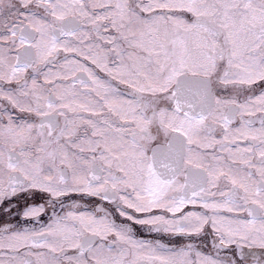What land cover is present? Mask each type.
<instances>
[{"label": "snow or ice", "instance_id": "obj_1", "mask_svg": "<svg viewBox=\"0 0 264 264\" xmlns=\"http://www.w3.org/2000/svg\"><path fill=\"white\" fill-rule=\"evenodd\" d=\"M0 264H264V0H0Z\"/></svg>", "mask_w": 264, "mask_h": 264}]
</instances>
